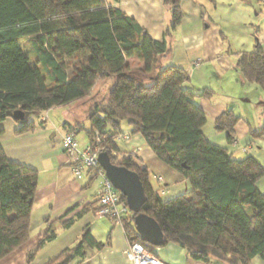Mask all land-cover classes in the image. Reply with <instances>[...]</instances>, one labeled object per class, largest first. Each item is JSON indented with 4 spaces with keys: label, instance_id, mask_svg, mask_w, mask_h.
I'll list each match as a JSON object with an SVG mask.
<instances>
[{
    "label": "trees",
    "instance_id": "obj_1",
    "mask_svg": "<svg viewBox=\"0 0 264 264\" xmlns=\"http://www.w3.org/2000/svg\"><path fill=\"white\" fill-rule=\"evenodd\" d=\"M163 1L171 7L170 30H175L184 18L182 0ZM28 37L34 39L35 68L20 43ZM169 52L166 39L152 38L108 0H0V123L22 110L23 121L13 118L21 124L17 134L33 131L31 116L82 102L99 80L112 79L106 103L95 104L88 115L89 127L81 122L70 130H85L94 147L100 138L98 147L109 155L124 153L120 164L138 173L145 200L138 211L129 209L121 219L129 242H143L136 235L134 219L144 214L159 223L162 246L178 244L193 259L209 263L217 258L228 264H251L255 257L264 260V192L257 186L264 178V165L251 155L236 159L227 148L205 137L207 118L197 99L212 92L187 88L188 71L162 65L161 58ZM237 54L243 77L264 86L263 47L258 44L253 51ZM73 57L79 63L70 76L68 65ZM130 58L144 66L134 70ZM136 72L149 77L152 84H139ZM240 120L228 109L216 119L215 127L226 132L232 143ZM124 123L131 127V134L144 138L157 158L188 179L192 189L163 201L137 154L120 150L115 138L123 133ZM251 134L264 136V125L258 131L251 129ZM38 182L39 172L10 160L0 144V262L30 239ZM100 209L98 200L86 205L84 212L97 214ZM72 224V219L67 220L65 227ZM56 236L49 225L39 248ZM103 246L85 227L73 246L47 264H71L85 259L87 248L101 250ZM33 259L34 254H29V263Z\"/></svg>",
    "mask_w": 264,
    "mask_h": 264
},
{
    "label": "crops",
    "instance_id": "obj_2",
    "mask_svg": "<svg viewBox=\"0 0 264 264\" xmlns=\"http://www.w3.org/2000/svg\"><path fill=\"white\" fill-rule=\"evenodd\" d=\"M108 2L134 18L152 38L166 39L170 52L161 58V63L188 71L191 79L185 84L187 88L195 92L211 90L209 96L197 99L207 118L203 127L205 137L211 143L227 148L236 159L251 155L264 165V136L256 138L251 134V129L258 131L264 125V86L247 81L237 65L238 52L253 51L258 44L264 49L263 0H182L184 18L175 30H170L171 7L163 0ZM30 39L34 40L23 38L20 43L35 68L33 61L37 57L33 46L27 52L22 44L23 40ZM134 60L140 68L144 66L136 58H130L129 62ZM76 104L51 108L39 116H31L29 121L36 127L23 134H17L21 124L13 118L0 123L3 129L0 144L7 157L39 172L30 239L0 264H47L73 246L85 227H90L104 246L101 250L87 248V257L77 258L71 264H132L124 255L129 240L123 225L114 224L109 218L92 212H84L86 205L98 203L100 183L98 178L93 179L94 175L90 172L77 178L71 167V156L62 145L64 134L75 124L85 122V126L89 127L88 117L82 120L78 114L68 116L64 111ZM228 109L241 117L235 125V140L232 143L226 132H220L215 127L216 119ZM53 117L59 118V124ZM122 128L123 133L131 137L129 141L118 142L120 150L137 154L150 171V182L156 190H160L163 201L167 202L192 189L188 179L155 156L145 140L140 139L142 136L139 138L138 134H131L128 123H124ZM79 139L80 147L89 144L88 138L87 142L80 136ZM257 186L264 192V178ZM70 219L73 224L65 227V222ZM49 225H53L57 236L39 248L41 235ZM155 252L169 264H228L217 258L209 263L193 259L185 248L175 243L158 247ZM31 253L34 259L29 263ZM251 264H264V260L255 257Z\"/></svg>",
    "mask_w": 264,
    "mask_h": 264
},
{
    "label": "built area",
    "instance_id": "obj_3",
    "mask_svg": "<svg viewBox=\"0 0 264 264\" xmlns=\"http://www.w3.org/2000/svg\"><path fill=\"white\" fill-rule=\"evenodd\" d=\"M264 2V0H263ZM77 131H66L63 136V148L71 156V167L77 178H81L83 174L90 172L97 175L99 179V202L101 209L97 215L100 217H109L115 219L117 224H121L122 217L128 212L129 206L127 202H123L119 191L114 187L111 180L107 177L104 169L100 165L99 155L104 152L103 148L98 147L101 139L98 138V144L94 147L88 144L84 148H80L76 139ZM130 134L120 133L115 140L118 142L130 140ZM140 150V149H139ZM124 153L112 151L110 157L115 159L116 164L125 158ZM160 180H163L161 177ZM136 235L140 238V234L136 230ZM141 239V238H140ZM147 242L130 243L124 250V255L132 264H169L162 261L156 254L155 249H150Z\"/></svg>",
    "mask_w": 264,
    "mask_h": 264
},
{
    "label": "water",
    "instance_id": "obj_4",
    "mask_svg": "<svg viewBox=\"0 0 264 264\" xmlns=\"http://www.w3.org/2000/svg\"><path fill=\"white\" fill-rule=\"evenodd\" d=\"M26 115L22 110H16L13 118L23 121ZM99 162L114 187L126 198L130 210L138 211L145 200L143 183L137 172L112 162L107 152L99 155ZM135 229L142 241L154 247H161L164 242L163 231L159 223L144 214H138L134 219Z\"/></svg>",
    "mask_w": 264,
    "mask_h": 264
},
{
    "label": "rangeland",
    "instance_id": "obj_5",
    "mask_svg": "<svg viewBox=\"0 0 264 264\" xmlns=\"http://www.w3.org/2000/svg\"><path fill=\"white\" fill-rule=\"evenodd\" d=\"M32 42H33L32 39H30V41L29 40L28 41L27 40H23L22 44L24 45V48L27 50V52L31 51V48L33 46ZM69 61H70L69 62L70 64L68 65V67H69L68 68V73L71 76L73 74V70H74L75 66L79 63V59L77 57H73V58H70ZM33 62H35V61H33ZM130 63H131L132 68L134 70L141 69L139 67L140 64L136 60H134V62H130ZM134 76L138 80L139 84L146 85V86L152 84V81L149 79V77H145V76L143 77L140 74H138V72H136V74H134ZM112 83H113V80L109 79V78L108 79L99 80L96 83V85H95V87L93 89V92L89 96L88 99H85L84 101L79 102L78 104L69 107L67 110L64 109V111H66V114L68 116H73L75 114H78L79 117L82 120H85L86 117H88L89 113L91 112V110H92V108L94 107L95 104L106 103L108 92H109V89H110ZM58 109L60 111H63V110H61V108H58ZM64 114H65V112H64ZM56 116H58V114ZM53 118H55V117H53ZM53 120L55 121L56 124H59V122H60L58 117L53 119ZM88 124L89 123H87V125ZM76 136H77L76 139H78L79 143H80L79 136L81 137V139L84 138L85 141L87 142L86 131L85 130L82 129V130L78 131ZM138 137L140 138L141 135H139ZM140 139H142V141H144L143 138H140ZM142 144H143V146H146L145 143H142ZM129 244H130V242L128 243V245Z\"/></svg>",
    "mask_w": 264,
    "mask_h": 264
}]
</instances>
